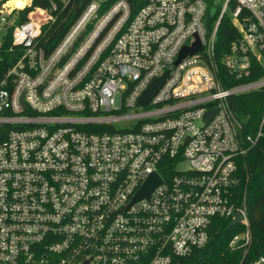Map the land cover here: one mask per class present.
Returning a JSON list of instances; mask_svg holds the SVG:
<instances>
[{
    "label": "built area",
    "instance_id": "built-area-1",
    "mask_svg": "<svg viewBox=\"0 0 264 264\" xmlns=\"http://www.w3.org/2000/svg\"><path fill=\"white\" fill-rule=\"evenodd\" d=\"M9 1L0 5V60L3 50L13 59L0 72V264H172L206 245L214 218L239 211L246 230L230 245H249L239 159L262 130L243 133L230 97L264 88V73L244 80L264 69V0H224L212 28L207 0H147L136 11L128 0H79L54 44L43 27L58 2L75 0L34 7L22 22L32 0ZM225 15L237 35L222 63L241 80L227 87L217 58ZM197 40L202 49L176 64ZM154 172L161 183L134 200Z\"/></svg>",
    "mask_w": 264,
    "mask_h": 264
},
{
    "label": "trees",
    "instance_id": "trees-1",
    "mask_svg": "<svg viewBox=\"0 0 264 264\" xmlns=\"http://www.w3.org/2000/svg\"><path fill=\"white\" fill-rule=\"evenodd\" d=\"M7 0H0V5ZM54 0H32V5L18 10L17 22L28 19L27 14L34 7L50 8ZM58 1V0H55ZM208 26L212 28L219 16L224 0H207ZM75 3L62 8L58 2V19L53 24L43 27V39H48L50 43H56L65 33L69 25L78 15L75 10ZM133 11L143 6L147 0H128ZM235 6V2H231ZM24 7V6H23ZM214 9V11H213ZM237 30L231 18L225 15L219 25L217 38V58L222 64L224 72V85L231 86L241 82L233 78L228 72L222 59L229 50L232 40L236 37ZM11 45V28L5 37V47ZM3 59L0 60V72H3L13 59L9 58V53L3 50ZM261 68L256 73L244 80H253L263 75ZM230 104L236 116L242 123L244 134L256 135L261 127L262 136L256 144L239 159L240 185L236 195L239 204L246 205L247 218L251 233V242L247 246L232 247L230 242L234 235L246 230V225L238 223L230 228L228 225L231 217H216L213 219L209 229V238L206 245L197 249L194 253L185 257H177L172 264H252L260 256L264 255V88L253 90L230 97ZM262 125V126H261ZM7 125H0V142L6 137Z\"/></svg>",
    "mask_w": 264,
    "mask_h": 264
},
{
    "label": "water",
    "instance_id": "water-1",
    "mask_svg": "<svg viewBox=\"0 0 264 264\" xmlns=\"http://www.w3.org/2000/svg\"><path fill=\"white\" fill-rule=\"evenodd\" d=\"M214 11V9H213ZM202 49V45L199 40H197L192 46H184L179 54V57L176 60V64H179L183 58H185L188 54H193L199 50ZM169 72L166 71L162 76L157 77L149 86L148 88L143 92L141 95L139 101L141 103H148L157 90L162 86L164 83L165 79L167 78ZM217 112V108L210 109L206 115V119H210L215 113ZM161 183V177L156 173H152L144 186L140 189V191L135 195L134 200L143 198V197H149L152 190ZM244 218V214L242 211H239L236 217H234L229 225L228 228L240 223Z\"/></svg>",
    "mask_w": 264,
    "mask_h": 264
},
{
    "label": "rangeland",
    "instance_id": "rangeland-1",
    "mask_svg": "<svg viewBox=\"0 0 264 264\" xmlns=\"http://www.w3.org/2000/svg\"><path fill=\"white\" fill-rule=\"evenodd\" d=\"M9 1V0H7ZM30 0H10L7 5L10 6H15V7H19L22 8L23 6H25ZM4 33V31H0V36ZM188 167V164L186 162L182 163L178 168L179 169H185Z\"/></svg>",
    "mask_w": 264,
    "mask_h": 264
}]
</instances>
